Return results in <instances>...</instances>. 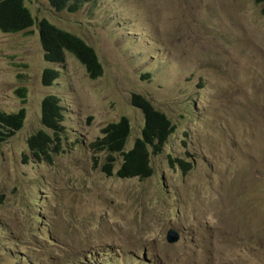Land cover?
Segmentation results:
<instances>
[{
    "label": "rangeland",
    "instance_id": "rangeland-1",
    "mask_svg": "<svg viewBox=\"0 0 264 264\" xmlns=\"http://www.w3.org/2000/svg\"><path fill=\"white\" fill-rule=\"evenodd\" d=\"M25 5L36 23L91 46L103 75L90 79L69 53L63 64L46 62L37 24L28 35L0 31V111L27 112L0 146V264H264L261 5L92 0L76 13L47 0ZM48 68L59 77L46 87ZM133 94L176 126L144 180L105 175L107 154L91 147L123 116L131 124L124 151L141 137ZM50 95L65 108L63 151L52 165L27 147ZM179 159L192 164L187 174ZM169 230L179 241L167 242Z\"/></svg>",
    "mask_w": 264,
    "mask_h": 264
},
{
    "label": "trees",
    "instance_id": "trees-1",
    "mask_svg": "<svg viewBox=\"0 0 264 264\" xmlns=\"http://www.w3.org/2000/svg\"><path fill=\"white\" fill-rule=\"evenodd\" d=\"M90 1L92 0H47L55 11L66 10L69 13H76ZM253 2L261 5L260 12L264 16V0H253ZM34 24H37L46 62L63 64L66 53H69L85 68L90 79L96 80L102 77V64L95 50L84 40L59 29L46 19H41L36 23L25 5V0H0V31L2 33L28 35L31 33L28 29ZM58 77L57 70L45 69L41 77L42 85L51 86ZM16 95L24 102L26 89L19 88ZM132 105L139 109L144 117L141 137L135 140L133 147L124 151L131 131V124L126 116L104 126L101 130V137H98L91 147L97 152L107 154L106 162L101 167L105 175L119 179L144 180L153 175L151 155H157L162 151L169 137L175 132L176 126L164 113L155 109L151 102L139 94L132 95ZM40 110L42 128L28 138L27 147L36 161L52 165L54 157L63 151L65 108L58 97L50 95L43 99ZM26 116L25 108L19 109L16 113L0 111V146L23 128ZM116 155L121 157V165L116 172H113ZM176 161L184 174L191 171V163L181 159ZM169 162L172 164L173 160L170 159Z\"/></svg>",
    "mask_w": 264,
    "mask_h": 264
},
{
    "label": "water",
    "instance_id": "water-1",
    "mask_svg": "<svg viewBox=\"0 0 264 264\" xmlns=\"http://www.w3.org/2000/svg\"><path fill=\"white\" fill-rule=\"evenodd\" d=\"M167 242L170 244H174L178 241L179 235L174 230H169L167 233Z\"/></svg>",
    "mask_w": 264,
    "mask_h": 264
},
{
    "label": "clouds",
    "instance_id": "clouds-1",
    "mask_svg": "<svg viewBox=\"0 0 264 264\" xmlns=\"http://www.w3.org/2000/svg\"><path fill=\"white\" fill-rule=\"evenodd\" d=\"M27 7V6H26ZM178 241H179V239H178ZM176 243V242H175Z\"/></svg>",
    "mask_w": 264,
    "mask_h": 264
}]
</instances>
